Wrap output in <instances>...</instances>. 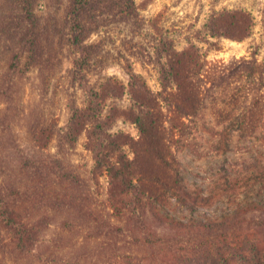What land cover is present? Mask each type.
Wrapping results in <instances>:
<instances>
[{"label":"rangeland","instance_id":"374dc122","mask_svg":"<svg viewBox=\"0 0 264 264\" xmlns=\"http://www.w3.org/2000/svg\"><path fill=\"white\" fill-rule=\"evenodd\" d=\"M125 1L93 0L84 10L91 65L80 83L71 0H0V264H198L193 249L224 238L264 248V114L255 133L230 129L225 149L217 147L228 122L254 102L245 76L209 79L198 114L183 120L189 131L174 137L183 202L168 194L162 208L146 196L118 204L110 178L94 174L101 153L95 123L75 124L68 137L94 90L103 93L106 132L132 158L129 140L142 139L132 75L160 99L168 127L174 115L160 84L163 43L198 51L208 67L253 61L264 71V0H132L128 12ZM23 6L34 17L17 28L14 11ZM109 80L117 84L113 94ZM211 222L224 226H200Z\"/></svg>","mask_w":264,"mask_h":264},{"label":"trees","instance_id":"16d2710c","mask_svg":"<svg viewBox=\"0 0 264 264\" xmlns=\"http://www.w3.org/2000/svg\"><path fill=\"white\" fill-rule=\"evenodd\" d=\"M28 3L30 4L29 1ZM133 3L132 0H126L125 11L128 12ZM92 4L93 0H71L72 33L70 42L81 56L80 60L75 62L73 75L79 79L80 83L84 77L83 73L88 71L91 65L87 61L91 48L86 46L83 39L86 31L81 18L85 14L84 10L89 9ZM22 10V14L14 11L13 21H15V25H18L17 28H20L25 22L30 23L29 21H32L34 17L24 6ZM31 25H35V22ZM223 25L224 18L222 28L216 29L212 26V30L216 29V33H222L221 29L224 31L226 27ZM27 45L33 51L31 57L33 60L37 56L34 54L37 53L38 47L35 35L27 42ZM158 55L161 64L163 63L160 71V84L166 92L163 101L173 105V110L169 111L174 116L168 120V127L164 124L168 116L162 108L160 99L148 88L146 83H141L136 75H132L129 89L138 104V113L134 116V123L142 136V139H131L129 140L131 142H128L132 148H135L132 158L120 152V141L106 132V121H103V93L94 90L89 91L90 100L86 109L74 115L72 121L74 132L69 133L68 137L70 140L74 139L76 127L80 126L82 122L95 123V135L99 141L98 148L101 153L96 160L94 174L102 176L106 173V176L110 178L114 191L118 192H115V196L112 197L118 201L121 197H126L129 200L128 197L132 196L130 203L133 201L142 203L146 196L148 202H156L162 208L167 201L168 194L178 201H184L181 195L184 190L180 186L181 168L172 151L171 144H175L176 133L184 134L189 131L190 125L184 121L190 118L192 120V117L198 114L204 104V97H206L203 90L204 85L209 79L211 84L215 85L217 82L223 84L227 81L230 82L234 77L241 79L242 76H245L248 85H244L243 88L246 87L250 89V92H254V102L243 114L232 119L225 127L217 145L218 149L223 150L227 146V139L231 134L230 129L242 136H249L260 127L261 117L264 114V80L262 79L264 71L253 61H231L224 66L208 67L198 51H176L170 43H163L158 50ZM106 86L109 93H115L117 84L113 80H109ZM235 99L234 96L233 102ZM123 201L120 199L118 204H123ZM138 206L141 207L143 204H138ZM159 219L163 218L159 216ZM200 226L207 227V230L212 232L218 231L224 225L219 222H211L200 224ZM183 227L188 226L183 225ZM213 246L215 247L204 252H200L201 249L198 248L193 249L194 256L199 258L198 264H232L233 257L239 259V264H264V248L261 249V245L255 240H245L239 244L232 241L227 242L224 238ZM246 246H249V254L245 250Z\"/></svg>","mask_w":264,"mask_h":264}]
</instances>
